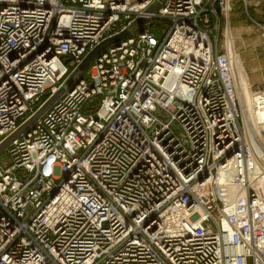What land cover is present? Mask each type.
<instances>
[{"label":"built area","instance_id":"1","mask_svg":"<svg viewBox=\"0 0 264 264\" xmlns=\"http://www.w3.org/2000/svg\"><path fill=\"white\" fill-rule=\"evenodd\" d=\"M233 1L0 0V144L137 25L4 152L0 264H264V88L250 128Z\"/></svg>","mask_w":264,"mask_h":264},{"label":"rangeland","instance_id":"2","mask_svg":"<svg viewBox=\"0 0 264 264\" xmlns=\"http://www.w3.org/2000/svg\"><path fill=\"white\" fill-rule=\"evenodd\" d=\"M246 6H242V8L236 13L237 20L236 22L239 23V26H242L244 29L240 30L242 35L241 43L234 45L233 36L231 33V40L233 43V51L235 53H231V56H236L233 61H239V67L243 69V72L248 78V82L250 84L251 92H255L261 88H255L252 85V78L260 79V83H264V4L259 6H252L249 8V11L245 8ZM228 29V28H227ZM225 31V27H224ZM153 33L157 37H161L164 32L160 27H156L153 29ZM236 44V43H235ZM232 57V58H234ZM238 58V60H237ZM234 62V64H238ZM238 66V65H236ZM91 67V66H90ZM90 67L86 72L80 76V78L76 79L72 86L78 82L80 79L87 76V73L90 70ZM238 82V81H237ZM238 84V83H237ZM239 91L240 87L238 84ZM253 89V90H252ZM239 96V92H237ZM241 107V103H240ZM242 110V107H241ZM0 160L4 165L10 163V157L8 153H3L0 156Z\"/></svg>","mask_w":264,"mask_h":264},{"label":"water","instance_id":"3","mask_svg":"<svg viewBox=\"0 0 264 264\" xmlns=\"http://www.w3.org/2000/svg\"><path fill=\"white\" fill-rule=\"evenodd\" d=\"M162 0H159L158 5L154 6L152 9H157L159 4ZM133 28H128L122 33L116 35L114 38H111L107 41H105L103 44H101L99 47H97L94 51H92L83 61V63L79 66L76 72H74L67 80L66 82L60 87L59 91L52 96L45 105L39 109L33 117H31L26 123H24L20 129L13 134L11 137L6 139L4 142L0 144V155L4 153L10 145L14 142L15 139L20 137L23 133H25L31 126H33L67 91L71 90L73 82L80 78L86 70L90 67L92 62L95 60V58L107 47L112 46L114 44H117L121 40H124L125 38L129 37L133 32Z\"/></svg>","mask_w":264,"mask_h":264},{"label":"bare ground","instance_id":"4","mask_svg":"<svg viewBox=\"0 0 264 264\" xmlns=\"http://www.w3.org/2000/svg\"><path fill=\"white\" fill-rule=\"evenodd\" d=\"M245 1H248V0H245ZM155 10L156 9H154V10L153 9H149L148 12L153 13V12H155ZM230 16H231V13H230ZM230 16L227 17V21H226V24H225L224 35H225V38H226L227 51L230 54L232 63L234 64V62H236V60L233 61V59H235L237 54L234 52L235 50L233 51V43H232V40H231V33H229V35L227 37V28H228ZM142 22H143L142 20L138 21V23H142ZM136 27H137V25L133 28L132 32L136 29ZM231 53H235L236 56L235 57L231 56ZM232 57H234V58H232ZM237 60H238V58H237ZM236 63H238V64H236L238 66H236L235 64H234V66H235V68L237 70L236 71V78H237V81H238L237 83L239 84V87H240V90L237 91V92H239V96L237 95V98H238L239 102L241 103L242 112H243L245 118L249 121L250 128H253V126L256 127V125H257L256 124V117H255V112H256V99H255V97H256V95H255V93L253 91L251 92V88H250V84L248 82V78L245 75V73L243 72V69H241L239 67V61H237ZM238 84H237V88H238Z\"/></svg>","mask_w":264,"mask_h":264},{"label":"crops","instance_id":"5","mask_svg":"<svg viewBox=\"0 0 264 264\" xmlns=\"http://www.w3.org/2000/svg\"><path fill=\"white\" fill-rule=\"evenodd\" d=\"M261 4H264V1H260V0H248V1L234 0L232 2L233 11L231 13L229 24H228L227 37H228L229 33H232L234 45H236V49H237V44L239 45L241 43V40H242V35L240 33V30L244 29L242 26H239V23L236 22V20H237L236 13H238V11L242 8V6H246L245 8L249 11L250 7L259 6ZM237 51H238V49H237ZM251 82L255 88H264V83L263 82L260 83V79H258V78L255 79L253 77Z\"/></svg>","mask_w":264,"mask_h":264}]
</instances>
